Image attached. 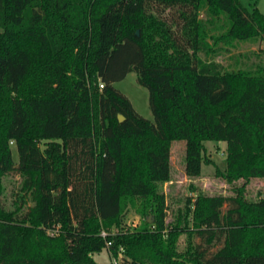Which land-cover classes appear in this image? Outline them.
I'll use <instances>...</instances> for the list:
<instances>
[{
  "label": "trees",
  "instance_id": "trees-1",
  "mask_svg": "<svg viewBox=\"0 0 264 264\" xmlns=\"http://www.w3.org/2000/svg\"><path fill=\"white\" fill-rule=\"evenodd\" d=\"M173 9L177 29L163 17ZM255 39L264 14L240 0H0V264H97L103 249L119 264H264V196L199 195L184 225H169L157 191L174 140L186 141L190 177L212 163L204 142L224 141L228 180L264 179V66L211 59L220 43ZM132 71L154 121L114 86ZM14 171L12 209L3 178ZM128 197L144 219L126 230Z\"/></svg>",
  "mask_w": 264,
  "mask_h": 264
},
{
  "label": "rangeland",
  "instance_id": "rangeland-1",
  "mask_svg": "<svg viewBox=\"0 0 264 264\" xmlns=\"http://www.w3.org/2000/svg\"><path fill=\"white\" fill-rule=\"evenodd\" d=\"M242 5L251 9L257 7L264 14V0H240ZM172 23L174 29H177V19H180L177 9L172 11L166 10L164 16ZM197 19L204 20L211 26L215 23V33H220L222 30L221 21H215L212 16L207 14L204 10L198 12ZM210 43L213 39L209 38ZM220 48L219 52H215L211 59L220 63L225 71L238 69H256L258 65L264 66V40H246L235 41L233 44L220 43L215 46ZM202 57L205 58L203 54ZM100 82H98V86ZM116 89L127 96L132 102L135 110L143 117L154 121V116L150 108L149 90L141 85L137 79L135 71L130 72L123 80L114 83ZM100 87V86H99ZM13 150V157L15 162H18V152L14 144H11ZM204 156L206 159L212 161L211 164H203L201 175L198 177H190L185 171V155H186V141L174 140L171 142V178L167 182L159 183L157 191L165 198L166 204V223L173 225L180 222L185 223V213L187 211V201L190 199L193 204L199 195H224L228 197H236L242 192L244 197L248 200L255 201L264 196V179L263 178H240L230 181L226 178L227 165V143L224 141H205L204 142ZM23 177L18 172H11L4 176V195L3 202L8 208H15L20 202L22 194ZM125 211L127 212V219L124 229H133L139 227L143 223L144 216L140 214L142 211V203L139 200L133 201L130 197L126 198ZM229 208L225 204L223 211ZM194 205L191 206V210ZM192 214L190 215V219ZM149 222H154V215L148 216ZM191 224V222H190ZM187 234L183 233L179 236L178 247L183 250L187 246ZM193 243L205 242L198 236L192 237ZM220 245H214L211 251H215ZM97 264H112L110 252L103 249L100 253L94 255Z\"/></svg>",
  "mask_w": 264,
  "mask_h": 264
},
{
  "label": "built area",
  "instance_id": "built-area-1",
  "mask_svg": "<svg viewBox=\"0 0 264 264\" xmlns=\"http://www.w3.org/2000/svg\"><path fill=\"white\" fill-rule=\"evenodd\" d=\"M99 86H100V89L104 88V84L102 82H100ZM102 236H104V237L106 236V232L105 231L102 232ZM110 246H111V242H108L107 243V247L109 248ZM122 252H123V249L121 248L120 249V253H122ZM111 258H112V264H119L118 259L116 257L111 255Z\"/></svg>",
  "mask_w": 264,
  "mask_h": 264
},
{
  "label": "water",
  "instance_id": "water-1",
  "mask_svg": "<svg viewBox=\"0 0 264 264\" xmlns=\"http://www.w3.org/2000/svg\"><path fill=\"white\" fill-rule=\"evenodd\" d=\"M125 117L123 115H119V120L124 121ZM150 221V220H149Z\"/></svg>",
  "mask_w": 264,
  "mask_h": 264
}]
</instances>
